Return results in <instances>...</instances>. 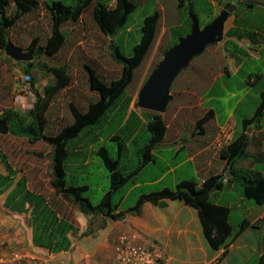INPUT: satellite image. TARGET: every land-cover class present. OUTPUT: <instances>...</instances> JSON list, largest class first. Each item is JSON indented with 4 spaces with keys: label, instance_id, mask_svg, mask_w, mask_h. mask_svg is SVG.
I'll list each match as a JSON object with an SVG mask.
<instances>
[{
    "label": "trees",
    "instance_id": "trees-1",
    "mask_svg": "<svg viewBox=\"0 0 264 264\" xmlns=\"http://www.w3.org/2000/svg\"><path fill=\"white\" fill-rule=\"evenodd\" d=\"M92 1L76 0L73 5L62 0L47 2L50 32L43 45L40 44L39 37L33 38L28 44L27 51L34 49L32 60L36 54L47 56L56 54L66 38L61 32L62 25L70 22L76 23L89 6L94 5L93 19L99 31L106 36L116 34L119 28L127 24L130 14L136 10V4L132 0H115L113 8H107L104 3L99 1L92 4ZM223 1L219 0L218 3ZM14 2L15 12L8 15L6 8L9 5V0H0V54L5 53L6 44L11 43L9 30L38 7L37 0H14ZM191 5L190 0H177L178 12L185 18L183 28L187 29L186 34L190 31L191 26L188 12L196 13ZM213 18V11L205 14L202 20L200 19L201 25L208 24ZM158 21L159 14L157 12L144 18L140 41L134 46L133 54L130 57H125L117 52L123 64L121 75L117 79L105 81L97 75L94 69L88 68L89 87L99 94V98L90 103L85 111L70 102L69 109L74 120L71 124L62 126L56 134H45L44 129L47 122L45 113L54 94L71 84L72 79L67 73V64L62 65V68H53L57 79L53 83L49 81L41 92L35 88L36 79L30 74V70L24 69L25 74L30 77V90L35 96L32 108L26 112L15 110L10 103L3 102L6 97L11 96V93L3 89V76L0 71V162L6 172L5 174L0 173V196L7 193L3 203L5 209L29 215L28 224L32 229V244L35 247L43 248L49 253L70 250L71 241L68 235L77 233L79 230L78 222L74 217L75 207H78L85 215H102L113 221L123 219L124 212L115 213L118 205H113L112 196L121 188L128 186L131 174L126 172L124 165L128 154V144L135 140L137 132L142 130V125H144L150 136L148 144L143 148L142 155L145 161L148 159V151L161 141L166 130V122L160 114L147 112L140 117L136 111H129L132 97L126 93V89L133 80L134 70L143 63L153 49L158 35ZM232 33V31H228L226 36H231ZM171 46L169 45L160 53L154 68L162 59L163 53ZM32 60L26 62V66H33ZM152 71L147 74L144 82ZM116 109L122 112L119 126L110 137L117 145L116 158L110 156L106 147H99L95 151V155L101 159L104 168L109 172L110 188L101 201L94 206L84 197V193L90 188L88 185H68L66 182L65 163L69 158L68 144L70 141L82 137L83 133H89L90 127L100 125ZM263 117L264 94L253 116L243 121L241 133H236L233 140L221 152V156L227 160V166L230 167L233 174V178L229 181L238 183L242 194L258 205L264 203V176L259 172L249 170L235 171L233 164L236 158L244 152L248 143L245 131L252 124H257ZM143 119L146 121L145 123ZM206 120V118L199 120L198 125L204 124ZM7 136L24 139L32 145L43 141L51 147L52 174L48 183H45L41 176H37L38 168H30L26 161L14 162L15 150H10V146L6 149L2 146ZM37 155L42 156V152ZM20 173L22 175L16 180V176ZM223 179V176H209L199 187L193 180L181 181L174 190L165 188L140 196L135 205L126 212L138 214L145 201L156 204L162 199L181 200L197 210L209 246L213 250L224 249L226 251L249 224L243 221L234 230L228 221L229 209L214 205L210 201V194L223 187ZM82 235L85 236V234ZM256 264H264V253Z\"/></svg>",
    "mask_w": 264,
    "mask_h": 264
},
{
    "label": "crops",
    "instance_id": "crops-1",
    "mask_svg": "<svg viewBox=\"0 0 264 264\" xmlns=\"http://www.w3.org/2000/svg\"><path fill=\"white\" fill-rule=\"evenodd\" d=\"M37 1L38 7L32 10V12L38 10L37 16L25 19L28 14L23 17L25 23L23 27L19 28L20 30H17L18 32H21L33 22L43 19L48 14L46 3L50 1ZM97 1L100 2V0H93L92 4ZM248 1L254 4L257 0ZM211 2L214 17L227 4H235L233 12L225 23L224 38L227 42L235 43L238 46L237 52L227 58L228 66L225 71L218 74L219 78H213L214 84L217 79L222 80L224 76L230 79L236 78L248 57L256 61L257 65L260 61L263 62L264 39H261V37L264 38V36L258 30H256L258 35L256 41H250L245 37L238 38L233 34L226 36V32L236 29L237 16L234 15V11L245 0H224L222 3ZM104 4L107 8H113L115 0L107 1ZM253 4L250 6H254ZM9 5L15 6L14 0H9ZM156 12L159 14L155 10L145 17ZM82 14L76 23H66L62 27L71 25V28L75 29L77 23L82 20ZM49 26L48 35L50 32ZM14 31L16 30H9L10 38L14 37ZM161 36L160 33L157 35L153 49L158 44ZM35 37H32L30 41ZM84 38L81 35L76 41V46H83L85 44ZM30 41L25 47L19 46L18 42L16 44L14 39L11 40V43L16 48L19 47L21 51L26 52ZM8 58L6 53L0 54V69L11 62L15 63L14 60ZM255 74L257 78L251 77L248 82L242 80L241 83H236L233 88L228 87L225 82H219L217 90H212L213 84H210L202 96H198L192 91L191 94L197 98V103L190 105L189 109L199 107L202 109L201 115L192 121L188 119L186 124L182 126L172 127L166 123L165 133L161 141L148 151V159L145 161L139 160L137 166L126 169V172L131 175L128 179L125 195L138 191L136 201L142 195L158 192L165 188L174 190L177 184L184 180H193L199 187L209 176H223V187L210 194V201L214 205L229 209L228 221L234 230L243 221L249 224L226 251L224 249L213 250L209 246L196 209L186 205L181 200L162 199L156 204L145 201L141 205L138 214L126 212L135 205L136 201L124 211H121L118 205L115 213L124 212L125 214L123 219L119 221H113L102 215H85L78 207H75L74 217L78 222L79 230L77 233H69L68 235L71 241L70 250L49 253L47 250L35 247L32 244V229L28 224L29 215L11 212L3 207L7 194L5 193L0 196V237L4 242V246L0 251V264H118L115 260L112 241L121 235L131 239L134 244L154 248L162 260L165 261V264H256L259 257L264 253V203L258 205L253 200L246 198L242 191L237 189L236 182L229 181L233 178V174L230 179L225 178V173L230 167L227 166V160L221 156V152L233 140L235 134L241 133L237 130L238 121L235 118V112L242 103V96L237 97L242 92H248L250 83L253 85L259 83V80L264 77V68L261 71H256ZM14 79L11 88L17 87L19 89L20 80L18 79L16 84ZM48 83L49 81L43 85L42 89ZM2 87L10 88L4 83H2ZM35 88L37 89V81ZM9 90L8 92H10ZM37 91L41 92L38 89ZM138 93L139 91L131 95L132 101L129 111L134 110L137 112L134 104ZM263 94L264 88L260 87L255 98L256 107L249 117L240 119L241 125L244 120L253 116ZM235 98L236 100L230 107V101ZM137 113L140 117L143 116L142 113ZM160 115L162 116L161 113ZM203 118L207 119L205 123L198 125V121ZM171 119H176V115H172ZM143 122L146 121L143 119ZM226 129L230 131V139L226 144H223L221 134ZM170 130H173L172 137L170 140H166ZM247 130L245 133L248 136V143L244 152L236 158L233 169L235 171L259 172L264 176V117L257 124H252L250 129ZM147 144L148 142L138 149V156L143 154V148ZM159 152H165L167 156H161L158 154ZM158 157L163 162L160 172L150 176L144 175V172L155 163V158ZM84 164H86V161ZM0 173L5 174L6 172L3 169V171L0 170ZM20 176L17 175L16 180ZM167 176H171L172 187L168 185L159 187ZM145 189H148V191ZM212 199H215V201H212ZM236 209L239 211L241 218L240 221L234 222L233 211ZM82 234H85V236Z\"/></svg>",
    "mask_w": 264,
    "mask_h": 264
},
{
    "label": "rangeland",
    "instance_id": "rangeland-1",
    "mask_svg": "<svg viewBox=\"0 0 264 264\" xmlns=\"http://www.w3.org/2000/svg\"><path fill=\"white\" fill-rule=\"evenodd\" d=\"M52 1V0H49ZM69 5H73L76 0H62ZM110 0H100L101 3H106ZM136 4V10L128 17L127 24L118 29L116 34L104 35L99 31L96 22L93 19V7L89 6L82 14L81 22L77 23L75 29L71 25L61 28L66 36V42L60 50L53 56L36 54L34 57L33 66H26V62H11L6 67L0 69L2 71L3 83L7 87L5 91H10L11 96L4 99L5 104H11L13 109L26 112L32 108L35 101L34 93L31 90H26L28 86L20 83L19 89L11 88L14 82L25 75L24 69L30 70V74L37 81V89L43 90V85L50 81L53 83L57 77L53 73V68H62V65L67 64V73L71 76L70 87L58 90L50 103L48 110L45 113L47 120L44 132L48 134H56L62 126L69 125L73 122V117L69 109V103L73 102L80 110L85 111L90 103L95 102L99 98L96 91L89 89V70L94 69L99 77L105 81L117 79L121 75L122 60L118 57L117 52L125 57H130L133 54L134 46L139 43L141 38V26L146 15L157 10L159 12V21L157 25L159 38L158 44L151 50L149 56L143 63L134 70L133 80L126 89L129 95L136 94L143 84L147 74L154 68L155 62L159 59L160 53L164 51L169 45H174L179 38L186 35L187 29L183 28L184 16H181L177 9V0H132ZM193 10L200 19L205 14L213 11L212 0H190ZM217 2L219 0H213ZM258 1V2H257ZM254 4L248 0L238 6L234 15L237 16L236 29L232 34L238 38L245 37L250 41H256L258 30L264 36V2L257 0ZM234 5L233 3H230ZM253 4L254 6H250ZM15 12V6L9 5L6 8V13L12 15ZM190 12V11H189ZM188 12V13H189ZM192 12V11H191ZM38 10H34L27 18H35ZM25 19H22L13 28V40L19 46L25 47L30 39L34 36L40 38V44L43 45L48 36V26L50 17L48 14L41 20L33 22L28 27H25L21 32L20 27H23ZM200 21V25H201ZM72 24V23H71ZM70 26V27H69ZM50 27V26H49ZM201 27H203L201 25ZM50 29V28H49ZM19 35V36H18ZM83 35L85 44L83 46H76V41ZM219 43L209 45L198 56L191 59L188 66L182 69L170 86L171 100L168 102L165 110L161 113L165 122L172 127L182 126L186 121L194 120L201 115L202 109L194 107L189 109L190 105L197 103V98L192 95L194 91L198 96H202L213 84V78H219L218 74L225 71L228 66V59L235 54L238 46L235 43L227 42L223 38ZM261 39H264L261 37ZM160 50V51H159ZM27 52V51H26ZM8 63V61H6ZM260 61L257 65L256 61L251 57L245 61L243 68L236 78L230 79L224 76L213 84L212 90L218 89L219 82H225L228 87L233 88L236 83H241L242 80L257 78L256 71H261L264 68L263 62ZM253 73V74H251ZM29 76V75H28ZM235 83V84H234ZM247 85V84H246ZM247 93L242 92L237 98L242 96V103L238 106L235 112V118L238 121L237 130H242L240 119L249 117L256 107V95L260 87L264 88V77L259 80V83L253 85L250 83ZM236 100L232 99L229 103L230 107ZM1 105V103H0ZM219 106L218 103H216ZM137 112L145 115L147 111L137 109ZM172 115H176V119H171ZM122 112L118 109L104 120L100 125L92 126L88 130L89 133H83L82 137L68 144L69 158L66 160V182L68 185H88L90 188L84 193L92 205H97L105 193L109 191L110 179L109 172L104 168L101 159L95 155V151L99 147H106L112 158H116L117 145L110 137L118 128L121 120ZM142 125V130L137 132L134 141L128 144L127 159L124 162L126 169L137 166L139 160L144 161L143 155L138 156L137 151L149 140V133ZM250 129V128H248ZM248 131V130H247ZM173 130L168 133L167 139L170 140ZM6 149L10 146V150H15L16 155L13 157L15 163L26 161L30 168H38L39 173L45 183H48L49 176L52 174L51 168V147L43 141H38L35 144H28L24 139L14 136H7L5 143L2 144ZM42 152V156L37 154ZM161 156H167L165 152L158 153ZM179 159V158H178ZM86 161V164L84 162ZM179 161V160H176ZM163 167L162 160L155 158V163L144 172V175L150 176L158 174ZM3 166L0 162V170L3 171ZM151 170V171H150ZM22 173L18 174L20 176ZM238 190L241 187L235 183ZM172 187L171 176H167L159 187ZM126 187L121 188L112 196L113 205H119L121 211L126 210L132 206L138 195V191L125 195ZM146 190V189H145ZM148 191V189L146 190ZM125 195L123 201L121 199ZM1 200V199H0ZM215 201V199H212ZM240 213L236 209L233 211V221H240ZM252 264V263H251Z\"/></svg>",
    "mask_w": 264,
    "mask_h": 264
},
{
    "label": "water",
    "instance_id": "water-1",
    "mask_svg": "<svg viewBox=\"0 0 264 264\" xmlns=\"http://www.w3.org/2000/svg\"><path fill=\"white\" fill-rule=\"evenodd\" d=\"M234 8V5L227 4L203 27L200 25L198 16L189 12L190 31L163 53L162 59L141 86L134 104L135 109L158 114L165 110L172 98L170 86L174 79L182 69L188 66L191 59L200 55L207 46L223 40L225 23ZM4 50L6 55L15 62H30L33 59V48L23 52L9 42ZM231 177L232 173L230 169H227L225 178L230 179Z\"/></svg>",
    "mask_w": 264,
    "mask_h": 264
},
{
    "label": "built area",
    "instance_id": "built-area-1",
    "mask_svg": "<svg viewBox=\"0 0 264 264\" xmlns=\"http://www.w3.org/2000/svg\"><path fill=\"white\" fill-rule=\"evenodd\" d=\"M20 83L27 85L30 90V77L28 75L20 78ZM230 139V131L224 130L221 134V142L226 144ZM115 260L118 264H165L160 255L152 247L134 244L126 236H118L112 241ZM4 242L0 237V251Z\"/></svg>",
    "mask_w": 264,
    "mask_h": 264
}]
</instances>
